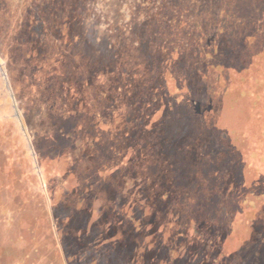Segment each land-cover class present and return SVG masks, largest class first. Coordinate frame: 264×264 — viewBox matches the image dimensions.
Here are the masks:
<instances>
[{
  "label": "rangeland",
  "instance_id": "rangeland-1",
  "mask_svg": "<svg viewBox=\"0 0 264 264\" xmlns=\"http://www.w3.org/2000/svg\"><path fill=\"white\" fill-rule=\"evenodd\" d=\"M63 1L0 0V264H264V0Z\"/></svg>",
  "mask_w": 264,
  "mask_h": 264
},
{
  "label": "trees",
  "instance_id": "trees-1",
  "mask_svg": "<svg viewBox=\"0 0 264 264\" xmlns=\"http://www.w3.org/2000/svg\"><path fill=\"white\" fill-rule=\"evenodd\" d=\"M56 2H58V0H56ZM71 0H64L63 1V3H57V5L58 6H63V7H65V8H67V7H69V6H71L72 4H71ZM241 2H242V4H243V6H244V9L247 11V10H249V9H251L252 8V6H251V1H247V0H241ZM158 19V22L161 24V22H163L162 20L164 19V16L162 17V18H155V20H157ZM79 21L82 23L83 22V20H82V18L80 19V20H78V18H77V20L76 21H74V23H72V20L70 19V24H68V22H64L62 25H61V28H60V34H63V35H65L67 32H68V30L70 29V27H74L77 23H79ZM78 25V24H77ZM85 43H81L80 45H82V44H85L86 46H85V49H87L88 51H90L91 53H93V50H94V46L92 45V44H90L89 42L90 41H88V40H86V41H84ZM55 47L57 48V50H58V44H57V40H56V45H55ZM90 52H88V53H90ZM56 53L57 54H59L60 53V51L59 52H55L54 54H53V57L54 56H56ZM89 54L90 56H92V54ZM55 59V58H54ZM96 60V59H95ZM57 61V60H56ZM55 61V62H56ZM52 64H53V66H55V65H57V67L59 68L58 69V71H61L60 70V64L59 63H54V61L52 62ZM248 89H250L251 90V88L252 87H247ZM249 91V90H248ZM72 117V116H71ZM71 117H65V118H71ZM64 118V119H65Z\"/></svg>",
  "mask_w": 264,
  "mask_h": 264
}]
</instances>
